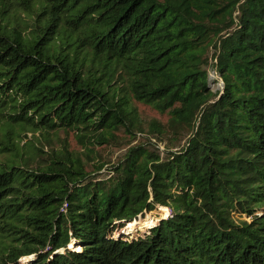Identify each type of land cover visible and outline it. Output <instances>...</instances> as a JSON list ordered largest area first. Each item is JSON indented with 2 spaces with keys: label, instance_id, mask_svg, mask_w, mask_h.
Returning a JSON list of instances; mask_svg holds the SVG:
<instances>
[{
  "label": "trees",
  "instance_id": "1",
  "mask_svg": "<svg viewBox=\"0 0 264 264\" xmlns=\"http://www.w3.org/2000/svg\"><path fill=\"white\" fill-rule=\"evenodd\" d=\"M135 101L185 142L130 146L106 177L16 153L144 130ZM0 131V264H264V0H0Z\"/></svg>",
  "mask_w": 264,
  "mask_h": 264
},
{
  "label": "rangeland",
  "instance_id": "2",
  "mask_svg": "<svg viewBox=\"0 0 264 264\" xmlns=\"http://www.w3.org/2000/svg\"><path fill=\"white\" fill-rule=\"evenodd\" d=\"M209 76V86L211 89L214 91L220 89L222 82L219 74L215 72L214 69L210 68ZM135 107V114L138 115L137 119L142 120V127L145 129L132 130L128 127H119L116 129L114 137L103 140L102 142L86 138L82 139L78 136L76 130L57 131L54 136L55 140L46 139L41 132H28L27 136H29V138H14L12 135V141L16 144L15 148L18 149L16 152L18 155H27L31 153V150H34V156L37 158L38 162L49 163L50 160L56 156L53 152V148L57 149L58 152L67 150L88 162V167L90 169L92 167H98V171L103 177L108 175L107 172L109 168L124 156L130 146L146 143L148 148L159 153L161 157H164L166 155V150H176L180 144L185 142V132H179V130L173 127L174 125L169 121L170 115L168 112H161L151 104L140 101H135ZM157 121L163 126L164 132H159L157 130ZM148 128H150L151 131H148ZM152 132L157 133L159 137H153L151 135ZM163 207L168 206L156 204L155 209L151 211L145 209L143 213L138 215L137 220L146 218L154 222L158 219L157 216L159 218L166 217L164 216L165 212L162 209ZM168 209L170 211V207H168ZM239 218L248 220L251 217L243 214L239 215ZM127 225L129 224L127 223ZM148 232L149 228H139V230L131 232L130 236L138 234L144 235Z\"/></svg>",
  "mask_w": 264,
  "mask_h": 264
},
{
  "label": "built area",
  "instance_id": "3",
  "mask_svg": "<svg viewBox=\"0 0 264 264\" xmlns=\"http://www.w3.org/2000/svg\"><path fill=\"white\" fill-rule=\"evenodd\" d=\"M216 72V70H214Z\"/></svg>",
  "mask_w": 264,
  "mask_h": 264
}]
</instances>
